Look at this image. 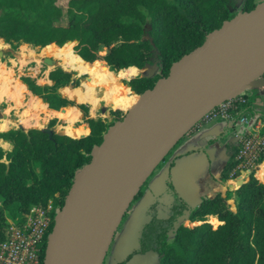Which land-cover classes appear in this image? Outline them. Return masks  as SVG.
Masks as SVG:
<instances>
[{"label": "trees", "instance_id": "trees-1", "mask_svg": "<svg viewBox=\"0 0 264 264\" xmlns=\"http://www.w3.org/2000/svg\"><path fill=\"white\" fill-rule=\"evenodd\" d=\"M56 2L0 0V39L11 50L21 44L50 48L57 51L56 58L61 55L60 61L69 54V69L93 77L113 75L94 69L102 65L127 76L155 65L151 74L138 73L123 80L126 87L117 81L108 84L114 96L124 93V104L130 111L129 102L136 104L141 99L135 95L142 97L158 79L166 77L172 64L199 46L210 31L258 4L255 0H239L238 4L237 0H66L62 11ZM72 40L75 44L71 48L65 42ZM69 78L70 72L55 68L49 73L50 84H38L27 75L19 80L50 109L70 105L83 111L85 104L57 91ZM14 87L19 93L24 91L21 83L11 88ZM83 88L84 92L74 89L68 93H75L78 100H83L85 92L94 94L95 87L84 84ZM111 93L104 90L103 95L114 97ZM250 102L246 98L242 111L248 110L252 115L255 112ZM124 104L119 102L110 108L109 119L89 117L83 112L88 133L79 137L54 131L48 136L38 128L0 131V139L10 145L8 150L0 148V241L7 234L5 211L21 222L30 206H43L50 201L52 218L40 250L42 263L53 218L62 207L75 174L90 161L92 151L107 131L124 117ZM259 116L264 120V114ZM55 123L54 118L49 119L47 127ZM71 131V135L79 133L76 129ZM227 149L228 159L220 178H228L233 166L235 148ZM261 159L264 162V152ZM261 175L264 177L263 171ZM166 192L168 199L156 198L145 207L147 219L141 226L136 250L114 264H125L133 255L147 251L153 253L157 264H264V180L254 172H249L233 191L200 198L193 206L182 200L169 182ZM138 194L139 189L132 199ZM206 215H212L220 224L213 228L204 222ZM183 216L199 223H177Z\"/></svg>", "mask_w": 264, "mask_h": 264}, {"label": "water", "instance_id": "water-1", "mask_svg": "<svg viewBox=\"0 0 264 264\" xmlns=\"http://www.w3.org/2000/svg\"><path fill=\"white\" fill-rule=\"evenodd\" d=\"M65 43L72 47L75 40ZM263 60L264 1L250 11L235 14L210 31L199 46L172 64L166 77L158 79L151 89L142 94V100L131 113L107 131L92 151L90 161L72 180L63 205L54 217L41 264H77L82 243L114 209L130 186L133 175L150 162L156 149L179 128V120L203 110L172 137L129 197L135 195L146 175L175 141L199 120L203 112L217 103L214 100L225 85L242 89L256 82H264L254 77L252 79L264 69L242 79L252 66ZM41 62L48 66L57 64L50 57H42ZM140 74L147 75L148 71L143 70ZM73 80L74 76H71L68 90L73 88ZM62 88L58 87L57 90L64 95ZM66 107L70 108V105ZM39 129L48 136L54 131L47 126ZM244 180L237 178L236 188ZM129 201L128 198L108 240ZM159 215L163 216L162 213ZM125 264H157V259L151 251H147L133 255Z\"/></svg>", "mask_w": 264, "mask_h": 264}, {"label": "crops", "instance_id": "crops-1", "mask_svg": "<svg viewBox=\"0 0 264 264\" xmlns=\"http://www.w3.org/2000/svg\"><path fill=\"white\" fill-rule=\"evenodd\" d=\"M8 49H10L9 45L0 39V56ZM53 52L55 54L57 51ZM3 66L4 63L0 62V71L4 74ZM90 78L95 77L90 76ZM256 79L264 81L263 76ZM21 84L25 86L22 82ZM4 88L0 87L2 90L0 93V131H3L2 126H6L5 130L17 127L24 130L39 129L44 127L43 122L46 114L47 117H51L50 119L56 120L52 126L56 133L70 137H79L88 133L87 124L84 122L85 117L82 118L77 107L70 106L67 108L65 106L62 111L60 109L53 110L29 92L19 93L17 87L13 88L14 91L8 92ZM104 90L111 93L110 89L104 88L103 92ZM24 93L38 100L34 101L32 98L26 97ZM241 93L246 98H250L253 112L264 114V82H256L242 88ZM90 96L95 98L94 94L85 92V101H88ZM43 109L46 113L43 112ZM66 110L68 114L65 113ZM63 113L65 118H62ZM89 114L87 113V116L92 117ZM242 114L247 117L248 122L251 121L250 111L245 110ZM70 118L74 119L68 120ZM64 128L68 129L69 133L72 132L71 129L79 130V133L68 135ZM248 128L249 125H242L234 121L228 122L221 117L208 120L199 119L192 124L169 148L163 160L157 164L160 165L156 168L158 171L154 173L155 169L151 170L144 178L138 188L139 194L126 206L115 225L99 264L102 263L106 251H109L111 245L109 264L122 260L127 254L136 250L141 226L147 219L144 215V209L156 198H169L166 192L167 182L171 184L173 191L191 206L197 204L200 198L209 197L224 190L233 191L236 188L237 179L220 178V172L228 159L227 146L229 149H234L237 137ZM9 147L8 142L0 139V148L8 150ZM171 149L172 152H170ZM261 172H259V177H261ZM182 218L186 217L183 216ZM206 219H214L216 225L220 224L212 215H206L204 222L207 221ZM196 222L199 223V221Z\"/></svg>", "mask_w": 264, "mask_h": 264}, {"label": "built area", "instance_id": "built-area-1", "mask_svg": "<svg viewBox=\"0 0 264 264\" xmlns=\"http://www.w3.org/2000/svg\"><path fill=\"white\" fill-rule=\"evenodd\" d=\"M260 76L264 77V71ZM245 102L243 93L235 92L221 98L203 112L199 119L221 117L228 122L249 125V128L237 137L233 166L228 172V177L246 179L249 172H254L260 179L258 172H264V162L261 159L264 152V120L258 113H254L248 122L247 117L242 114ZM51 211L52 207L48 201L43 206H30L21 222L7 219V234L0 241V264H40V250L52 218Z\"/></svg>", "mask_w": 264, "mask_h": 264}, {"label": "rangeland", "instance_id": "rangeland-1", "mask_svg": "<svg viewBox=\"0 0 264 264\" xmlns=\"http://www.w3.org/2000/svg\"><path fill=\"white\" fill-rule=\"evenodd\" d=\"M255 1L257 3L262 2V0H255ZM238 2H239V0H237L236 4H238ZM56 3L59 6V8L62 11H64L66 0H57ZM100 53L102 54L103 50ZM60 56L61 55H59L58 58H56L54 52L51 51L50 48L33 47L31 45H28V44H21V45H19L16 48V50L8 49V51L4 52L2 54V56H0V62L2 64L4 63V66H3L4 67V75L0 76V87L9 88L8 92L14 91L13 88H11V87L14 86L16 83H21V81L19 80V77L22 76V75H27V76H30L31 78H34L36 83H38V84H50L52 82L49 79L50 71L54 70L55 68H60L63 71L70 72V77L74 76L73 88L71 90L80 89V92H84L85 91V89L83 88L84 84H86L87 86L95 87L94 88V96H95L96 100H95L94 105H93L92 102L85 101L84 93H83V100L76 99L75 98L76 94L73 95L72 94L73 92L68 93L69 92L68 89H67L68 83H66L65 85L62 86L63 87L62 88V92L64 93V96H66L69 99L74 100V102H76V103H81V104H85L86 105V107L84 108L83 111L78 108L80 110V112H81L82 118L84 117L83 112H85L86 114L90 113L89 115L92 116V117L100 116V117H102L104 119H109L110 118V114L108 112L109 109L113 108V106L116 103L122 102L124 104V99L126 97H125L123 92H119L120 96H117V94H116L115 98L113 97L114 99L112 101L111 100L110 101H106L103 97L110 96V95H103V89L101 87L109 89L108 84L110 82H116V81L119 82L124 87H126L123 84V80L128 79L129 76H127L126 74H122L121 75V74L117 73V71H114V70L110 69L109 67H107L105 65H102V67H98V68H94V69L107 70L108 72H111L113 75L108 76V77H103V78H100L98 76L95 77V78H90V76L88 74H86V73H77V72L69 69V65L70 64H68L67 68L63 67V64L60 61ZM42 57H50V58L56 60L57 61L56 66L45 65L44 63L41 62V58ZM63 60H65V61L67 60V62L68 61L71 62V60L69 58V54H68V57L63 56L62 61ZM155 69H156L155 65L145 66L142 69H137L136 72L133 75L135 76L138 73H143V70H147L148 74H151V73H153L155 71ZM262 73L263 72L252 76V79H253V77L255 79L258 78V77H261L260 75ZM86 76L89 77L88 80L85 79ZM119 77H121V78H119ZM91 79L94 82L93 84L90 83ZM69 80H70V78H69ZM23 87H24V91H22V92H28L25 89V86H23ZM97 87H100V88H97ZM236 92H240L241 93V89H239ZM131 93L133 95H135L133 92H131ZM25 96L28 97V98H32L34 101L38 100V99H35V97H32V96H30L27 93L25 94ZM135 96L141 98V96H139V95H135ZM92 105H93L94 108H92ZM129 105L131 106V110H132V108H133V106L135 104L133 102H129ZM124 106H125V104H124ZM125 107L127 108V110H123V109H121V110H123L126 114L131 112L130 109L127 106H125ZM87 110H89V112ZM43 112L46 113L44 109H43ZM65 113L68 114L67 110L65 111ZM41 115H43V114L41 113ZM62 115H63L62 118H65L64 117V113ZM10 116L12 117V114H10ZM50 118L51 117H47V115L45 114V119H44V122H43V126H47V122H48V120ZM72 119H74V118H70L68 120H72ZM2 130H5V129H2ZM64 130H65V132L67 134H69V135L72 134V132L69 133L68 129L64 128ZM170 152H172V149L170 150ZM164 156H166V154ZM159 162H160V160L158 161L157 164H159ZM158 166H160V165H156L152 169V170L155 169L154 173H156L158 171L156 169ZM260 179L264 180V177H262V175H261ZM128 198L130 199V201L132 200L131 197H128ZM130 201H129V203H130ZM126 206H125V208H126ZM5 216H6L7 219H13V218H11L10 214L7 211H5ZM206 220L207 221H205V222H207L209 224H212L211 226L213 228L216 226L215 223L209 222L210 221L209 219H206ZM177 223H182L185 226H192L193 224H197V222H189L186 218H182V217L178 218ZM170 237H171V234L169 233L168 238H170ZM108 241H107V244H108ZM107 244H105L104 248L107 247ZM111 248H112V245L110 246V249ZM110 249H109V251H106V255H105V257H104V259H103L101 264H109L110 257H111V250H112V249L111 250ZM104 251H105V249H104Z\"/></svg>", "mask_w": 264, "mask_h": 264}, {"label": "bare ground", "instance_id": "bare-ground-1", "mask_svg": "<svg viewBox=\"0 0 264 264\" xmlns=\"http://www.w3.org/2000/svg\"><path fill=\"white\" fill-rule=\"evenodd\" d=\"M66 45V44H65ZM64 46V45H63ZM83 61V60H82ZM63 64V67H67L68 63L63 60L61 62ZM84 65H86L85 62H83ZM264 69V60L254 66H252L243 76L242 79L247 78L248 76L255 74L259 72L260 70ZM95 71V70H94ZM100 73V72H99ZM101 74V73H100ZM102 76V74H101ZM76 90V89H75ZM238 88H234L229 85H225L223 89L221 90L220 94L215 98L214 102H217L221 98H224L226 96H229L233 94L234 92L238 91ZM71 91V90H69ZM106 101H112L114 98L111 96H106L103 97ZM95 98L93 96L89 97V102H92L94 105ZM141 99L133 106L131 112L138 106L140 103ZM98 102V101H97ZM92 105V108H94ZM69 111V110H68ZM203 110H199L197 112H194L192 114H189L187 116H184L183 119L179 120V128L176 129L173 133H171L168 138L165 140V142L159 146L156 149L155 154L153 155L152 159L150 162L144 166L141 170L137 171L132 178L131 184L126 190V192L122 195L114 209L108 214L106 219L103 221V223L100 225V227L92 234L90 237H88L81 245V253L78 257L77 264H98V261L100 259V256L102 254V251L104 249V246L108 240V236L110 231L112 230L114 224L117 221V218L122 211L128 197L130 194L134 191L136 185L140 181V179L143 177V175L147 172L151 164L158 158V156L163 152L165 149L166 145L169 143V141L176 135V133L180 130V128L186 124H188L191 120H193L200 112ZM129 112V113H131ZM128 113V114H129ZM260 172V171H259ZM258 172V175H259Z\"/></svg>", "mask_w": 264, "mask_h": 264}]
</instances>
